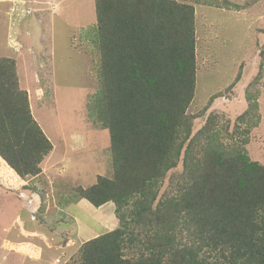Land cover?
<instances>
[{
    "label": "trees",
    "instance_id": "trees-1",
    "mask_svg": "<svg viewBox=\"0 0 264 264\" xmlns=\"http://www.w3.org/2000/svg\"><path fill=\"white\" fill-rule=\"evenodd\" d=\"M195 4L217 7L215 0H95L99 90L88 109L109 132L113 173L78 187L75 197L95 208L112 203L120 225L84 242L76 264H264V164L248 148L262 121L264 52L245 91L247 109L224 124L213 112L194 132ZM218 7L241 9L231 0ZM53 148L16 60L0 57V160L15 181L36 177ZM11 248L34 254L23 244Z\"/></svg>",
    "mask_w": 264,
    "mask_h": 264
},
{
    "label": "rangeland",
    "instance_id": "rangeland-1",
    "mask_svg": "<svg viewBox=\"0 0 264 264\" xmlns=\"http://www.w3.org/2000/svg\"><path fill=\"white\" fill-rule=\"evenodd\" d=\"M224 2L195 4L197 88L188 109L200 116L194 132L213 112L222 124L234 123L247 109L245 91L260 72L264 0H231L240 10L218 7ZM0 57L16 60L31 112L54 145L36 177L15 181L0 160V264H76L84 242L120 225L113 204L95 208L75 197L78 187L113 173L109 132L88 109L99 90L95 0H0ZM259 87L262 121L248 148L264 164V76ZM182 170L181 163L176 172ZM21 185L36 191L18 192ZM22 244L34 254L11 248Z\"/></svg>",
    "mask_w": 264,
    "mask_h": 264
},
{
    "label": "crops",
    "instance_id": "crops-1",
    "mask_svg": "<svg viewBox=\"0 0 264 264\" xmlns=\"http://www.w3.org/2000/svg\"><path fill=\"white\" fill-rule=\"evenodd\" d=\"M33 1H35V0H33ZM30 2V1H29ZM49 2H51V1H41V3H45V4H47V3H49ZM47 6H48V4H47ZM112 204V203H111ZM61 208V207H60ZM84 208H89V206H87V207H84ZM109 230V229H108Z\"/></svg>",
    "mask_w": 264,
    "mask_h": 264
},
{
    "label": "clouds",
    "instance_id": "clouds-1",
    "mask_svg": "<svg viewBox=\"0 0 264 264\" xmlns=\"http://www.w3.org/2000/svg\"><path fill=\"white\" fill-rule=\"evenodd\" d=\"M89 202V201H88ZM90 203V202H89ZM91 204V203H90ZM111 231V230H110Z\"/></svg>",
    "mask_w": 264,
    "mask_h": 264
}]
</instances>
